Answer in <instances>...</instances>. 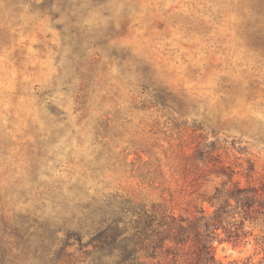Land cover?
Returning a JSON list of instances; mask_svg holds the SVG:
<instances>
[{"label": "rangeland", "instance_id": "1", "mask_svg": "<svg viewBox=\"0 0 264 264\" xmlns=\"http://www.w3.org/2000/svg\"><path fill=\"white\" fill-rule=\"evenodd\" d=\"M234 182L264 185V0H0V264H91L84 215L130 237L124 200L194 233ZM240 220L215 261L264 264Z\"/></svg>", "mask_w": 264, "mask_h": 264}, {"label": "trees", "instance_id": "2", "mask_svg": "<svg viewBox=\"0 0 264 264\" xmlns=\"http://www.w3.org/2000/svg\"><path fill=\"white\" fill-rule=\"evenodd\" d=\"M205 200L214 209L209 215L205 214L204 209L199 210L201 214L195 219L196 223L192 222L194 233L186 232L181 224L184 219H176L171 211H157L154 206L149 210L142 204L124 200L120 202L121 211L135 216L134 233L127 237L123 236L124 228L119 226L120 216L108 219L105 217L106 211L91 209L84 215V219L94 227L89 242L93 244L96 256L91 264H143L140 258L150 256V250L164 258L170 256L168 263L171 264H218L212 252L216 236L214 231L223 228L225 240H240L242 233L237 228L232 230L233 224L227 227L223 223L234 214L240 216L241 226L247 219L264 217V185L239 186L234 182L232 187L216 189ZM95 212H99L98 219L94 217ZM70 238L81 241L78 232L66 231L60 253L64 246L70 245ZM140 252L143 253L139 255ZM57 258L53 260L58 261ZM106 258H110L109 262Z\"/></svg>", "mask_w": 264, "mask_h": 264}]
</instances>
